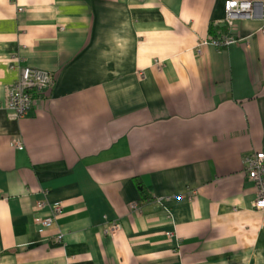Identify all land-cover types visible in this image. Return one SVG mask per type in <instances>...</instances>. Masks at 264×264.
<instances>
[{
  "label": "crops",
  "instance_id": "crops-1",
  "mask_svg": "<svg viewBox=\"0 0 264 264\" xmlns=\"http://www.w3.org/2000/svg\"><path fill=\"white\" fill-rule=\"evenodd\" d=\"M225 1L0 0V264H264V20L217 44ZM24 64L53 83L11 118Z\"/></svg>",
  "mask_w": 264,
  "mask_h": 264
},
{
  "label": "built area",
  "instance_id": "built-area-1",
  "mask_svg": "<svg viewBox=\"0 0 264 264\" xmlns=\"http://www.w3.org/2000/svg\"><path fill=\"white\" fill-rule=\"evenodd\" d=\"M225 10L229 24L237 17H259L264 20V2L254 0H226ZM231 24V26H232ZM264 31V28H263ZM236 39L233 35H222L220 40L213 41L217 44H232ZM53 77L51 73L40 66L24 64L20 67L17 80L8 89L7 112L11 118H21L29 113L37 102L40 94L51 86ZM38 93V94H37ZM13 146L18 149L24 148L22 138L15 135ZM247 175L256 185V192L252 198V204L264 209V150H254L245 156ZM61 203L38 200L34 204V210L46 212L35 225L37 229L49 226L55 220V214L61 211ZM121 224L113 222L106 230H119ZM171 235V233H169Z\"/></svg>",
  "mask_w": 264,
  "mask_h": 264
},
{
  "label": "trees",
  "instance_id": "trees-1",
  "mask_svg": "<svg viewBox=\"0 0 264 264\" xmlns=\"http://www.w3.org/2000/svg\"><path fill=\"white\" fill-rule=\"evenodd\" d=\"M231 28H232L231 26L229 27L227 26L224 20L213 21L208 26V37L212 39L213 41H218L220 40L222 35H225V33H228L229 35H231L230 34Z\"/></svg>",
  "mask_w": 264,
  "mask_h": 264
},
{
  "label": "rangeland",
  "instance_id": "rangeland-1",
  "mask_svg": "<svg viewBox=\"0 0 264 264\" xmlns=\"http://www.w3.org/2000/svg\"><path fill=\"white\" fill-rule=\"evenodd\" d=\"M237 18H240V17H237ZM237 18H235L234 20H233V24H234V21L237 19ZM244 18H250V17H244ZM223 20H224V22L227 24V26L229 27V26H231V24H232V22H231V24H229L230 22L228 21V19H227V14H226V10H225V15H224V17L222 18ZM229 22V23H228ZM228 33H225V35H227ZM235 38V37H234ZM236 39V41H237V38H235ZM169 196H165L164 197V199H166V198H168ZM157 199V201L159 202V203H161V200L163 199V198H161V197H158V198H156Z\"/></svg>",
  "mask_w": 264,
  "mask_h": 264
},
{
  "label": "bare ground",
  "instance_id": "bare-ground-1",
  "mask_svg": "<svg viewBox=\"0 0 264 264\" xmlns=\"http://www.w3.org/2000/svg\"><path fill=\"white\" fill-rule=\"evenodd\" d=\"M226 8V7H225ZM245 14H241V16H243V17H247V16H244Z\"/></svg>",
  "mask_w": 264,
  "mask_h": 264
}]
</instances>
